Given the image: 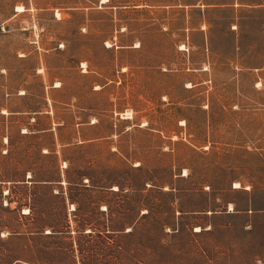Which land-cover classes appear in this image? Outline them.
<instances>
[{
	"label": "rangeland",
	"instance_id": "rangeland-1",
	"mask_svg": "<svg viewBox=\"0 0 264 264\" xmlns=\"http://www.w3.org/2000/svg\"><path fill=\"white\" fill-rule=\"evenodd\" d=\"M0 264H264V0H0Z\"/></svg>",
	"mask_w": 264,
	"mask_h": 264
},
{
	"label": "bare ground",
	"instance_id": "bare-ground-1",
	"mask_svg": "<svg viewBox=\"0 0 264 264\" xmlns=\"http://www.w3.org/2000/svg\"><path fill=\"white\" fill-rule=\"evenodd\" d=\"M21 7H22V6H18V8H20V9H21Z\"/></svg>",
	"mask_w": 264,
	"mask_h": 264
}]
</instances>
